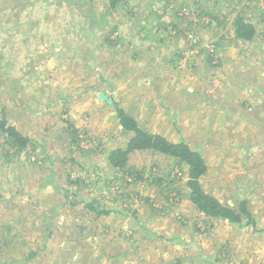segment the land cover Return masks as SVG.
<instances>
[{
	"label": "rangeland",
	"instance_id": "374dc122",
	"mask_svg": "<svg viewBox=\"0 0 264 264\" xmlns=\"http://www.w3.org/2000/svg\"><path fill=\"white\" fill-rule=\"evenodd\" d=\"M120 108L200 151L201 188L255 225L204 216L163 154L112 167ZM4 116L30 142L0 137V264H264V0H0Z\"/></svg>",
	"mask_w": 264,
	"mask_h": 264
},
{
	"label": "trees",
	"instance_id": "16d2710c",
	"mask_svg": "<svg viewBox=\"0 0 264 264\" xmlns=\"http://www.w3.org/2000/svg\"><path fill=\"white\" fill-rule=\"evenodd\" d=\"M175 7L176 6H174L172 10L175 11L176 18H178L179 22H164L165 25L163 24L166 27L170 26L171 29L179 27V23L182 20L184 21L186 19L184 22L187 23V21L192 19L190 10L187 13H182L180 12V8L177 7L174 9ZM160 26H162L160 23L156 25V29L153 30V32L158 33ZM255 27L256 24L251 22V20L248 21L244 19L243 15H237L233 22L234 38L241 41L251 40L256 36ZM144 30L146 31L145 28ZM111 32L114 33V29H112ZM117 36L118 35H116V37ZM149 36H151L152 39H156L157 34ZM107 40L106 41L113 46L117 42L115 38L112 40L107 38ZM116 116L123 130L130 132L132 136L125 149H115L108 154V161L112 167L123 169L127 164L129 154L135 151L147 150L163 154L184 163L188 167L187 187L189 188L190 200L194 207L199 212L203 213L204 216L213 219L226 220L237 225H241L243 223V217H246L244 225H255V220L251 217V214L244 206V201L241 202V205L237 209L223 206L215 197L206 193L201 188L199 178L206 173L207 166L200 151L191 149L188 144L184 142H171L159 134H153L144 130L139 126V123L135 118H132L128 112H125L121 108L118 109ZM0 137L4 138L9 146H16L19 149L23 148L28 142H30V139L27 136L22 135L14 126L7 123L5 116L2 118L0 117ZM48 236L49 234H47V237ZM37 252L38 251H33L32 254H36ZM29 258H31L30 255L27 259Z\"/></svg>",
	"mask_w": 264,
	"mask_h": 264
},
{
	"label": "crops",
	"instance_id": "0c3cea01",
	"mask_svg": "<svg viewBox=\"0 0 264 264\" xmlns=\"http://www.w3.org/2000/svg\"><path fill=\"white\" fill-rule=\"evenodd\" d=\"M170 14H171V12L170 11H168ZM163 42V41H162ZM162 42L158 45V46H164L163 44H162ZM162 59H163V57H162ZM170 86V85H169ZM175 90V91H174ZM173 91H172V89L170 88V93L171 94H173L174 96H179V97H182V95L180 94V91H179V89H174ZM184 94V93H183ZM184 97H186L185 96V94L183 95ZM179 111V110H178Z\"/></svg>",
	"mask_w": 264,
	"mask_h": 264
}]
</instances>
